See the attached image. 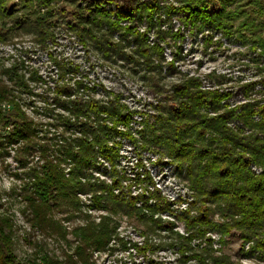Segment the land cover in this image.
Returning <instances> with one entry per match:
<instances>
[{
  "label": "trees",
  "instance_id": "16d2710c",
  "mask_svg": "<svg viewBox=\"0 0 264 264\" xmlns=\"http://www.w3.org/2000/svg\"><path fill=\"white\" fill-rule=\"evenodd\" d=\"M258 5L264 15L262 2ZM239 11L210 9L209 0H180L177 6L164 0H0V43L7 44L26 33L48 50L62 26L87 53L96 51L109 58L118 55L154 73L163 69L165 43L172 49V60L167 63L172 72L187 33L207 32L204 41L208 46L216 43L212 39L215 31L232 37ZM174 20L184 29H176ZM252 25V21H244L241 29ZM152 36L155 39L150 44ZM260 44L264 51V42ZM131 45L135 49L129 54L126 47ZM53 60L58 77L52 104L67 111L68 116H52L64 132L56 143L37 145V124L13 88L1 83L0 123L8 133L0 134V148L13 146L17 154L22 153L18 157L21 163L32 148L43 157V163L28 172L25 197L33 223L42 229L58 232L65 239L67 232L60 225L54 226L51 218L53 205L81 211L79 195L89 198L90 211L105 212L98 222L87 215L86 224L74 230L77 245L67 255L66 264H97L94 254L112 253V241L124 251L133 248L145 264H162L154 255L164 245L155 244L148 232H141L142 243L120 237L116 219L120 214L173 235L168 236L172 239L166 247L179 254V264H243L224 253L234 239L242 241L241 251L247 258L264 260L262 73L256 76L259 79L238 83L236 90L223 88L229 79L214 71L204 77L185 74L169 89L162 87L153 73L149 80L160 98L151 104L154 113L141 112L139 128L134 129L135 113L122 103L120 93L105 90L106 99H97L95 87L86 83V77L76 79L81 74L78 65ZM1 74L20 88H28L17 66ZM123 139L134 147L135 177L120 168ZM145 152L158 154L160 163L167 162L184 172L193 191V200L185 209H174L181 201L167 199L156 188L144 164ZM134 185L143 192L134 195ZM163 213H169L174 221L164 220L160 216ZM177 222L183 224L185 234L175 231ZM8 225V220L0 221V261L18 264L14 263Z\"/></svg>",
  "mask_w": 264,
  "mask_h": 264
},
{
  "label": "rangeland",
  "instance_id": "374dc122",
  "mask_svg": "<svg viewBox=\"0 0 264 264\" xmlns=\"http://www.w3.org/2000/svg\"><path fill=\"white\" fill-rule=\"evenodd\" d=\"M164 1L171 2L176 6L180 5V0ZM209 1L210 9L226 7L236 11L240 10L239 17L233 21L234 35L229 37L223 31H215L212 39L216 43L208 46L204 41L207 32L187 33L185 41L182 43L181 57L175 64L176 69L172 72H169L167 64L173 56L172 49L167 48L168 44L162 43L165 48L163 69L160 73H154L145 66L132 60H124L118 55H112L109 58L96 51L87 53L78 39L69 34L65 27L60 26L56 31V42L50 44L48 50L41 48L33 36L26 33L7 44L0 43V84L5 83L6 86L13 88L14 94L23 103L27 115L37 124L38 131L34 139L37 145L56 143L57 137L64 132L62 126L56 124L53 114L68 116L67 111L52 104V90L58 77L54 58L78 65L81 74L75 76L76 79L86 77V83L95 87L93 93L97 99H106L105 90L120 93L122 103L128 107L129 111L135 113L132 123L134 129L139 128L138 123L143 118L141 112L154 113L151 104H157L160 98L149 80L151 75L155 74L161 86L169 89L178 83L185 74L204 77L214 71L229 79L223 88L236 90L238 83L259 79L256 77L258 73L264 75V51L260 44V41L264 42V15L258 5L259 2H262L264 12V0ZM244 21H252L253 25L242 30L241 23ZM174 24L176 29L179 27L184 29L178 20H174ZM162 29L166 30L167 25ZM240 33H243L245 37H240L242 35ZM154 39V36L150 38V44L154 43ZM115 41H117V36ZM171 44L173 45V42ZM134 49L135 47L131 45L126 47V52L132 54ZM14 66H17L18 72L23 74L27 89L20 88L2 76L1 73L4 69ZM260 68L262 71L259 70ZM6 133L8 131L4 130L0 123V134L5 135ZM65 135L70 134L65 133ZM122 143L120 168H125L128 173L132 172L133 174H129L130 177H135L138 170L135 165L137 157L134 147L127 139H123ZM20 145L24 146V143ZM21 154H17L13 146L6 147L4 150L0 148V221L6 219L9 222L6 231L12 236L14 263L66 264L67 255L72 254L77 245L74 230L86 224L87 215L91 214L92 218L98 222L100 216L105 212L90 211L87 208V205L90 204L89 198L86 195H79L80 202L83 204L81 211H71L62 204L53 205L51 218L54 221V226L60 225L67 232L65 239L58 232L44 230L38 224H34L31 210L27 207L25 200L28 195L27 184L30 183L28 172L33 167L40 166L43 163V157L37 149L32 148L24 155V163H21L18 161ZM144 157V164L147 171L150 172L156 188L167 199L181 201L174 206V209H185L193 200V191L190 189L184 172H179L174 165L167 162L160 163L158 154L145 152ZM66 171H69L68 166H66ZM95 174L101 179L109 181L105 175ZM132 191L134 195H138L143 192V188L134 185ZM160 216L164 220L174 221V217L169 213H163ZM116 219L120 237L142 243L144 238L141 236V232L146 231L155 244L164 245V248L156 252L154 258L161 261L162 264L178 263L179 254L166 247L173 238V235L168 231H154L134 217L122 214ZM215 219L219 220L220 216L216 215ZM175 231L185 234L181 222H177ZM211 235L217 239L216 234ZM111 245L115 247L112 253L94 254L97 264H145L143 258L138 256L133 248L124 251L115 241H112ZM241 246L242 241L234 239L224 249V253L230 255L235 262L264 264V260L261 258H247L241 251ZM215 247H219V244H216ZM248 247L249 245L246 246V249ZM3 263L0 261V264Z\"/></svg>",
  "mask_w": 264,
  "mask_h": 264
}]
</instances>
